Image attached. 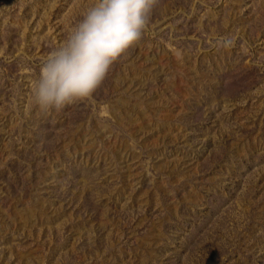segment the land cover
Masks as SVG:
<instances>
[{"label":"rangeland","instance_id":"374dc122","mask_svg":"<svg viewBox=\"0 0 264 264\" xmlns=\"http://www.w3.org/2000/svg\"><path fill=\"white\" fill-rule=\"evenodd\" d=\"M91 3L73 0L54 20L51 16L63 6L62 0H0V238L11 234L10 242H0V264H102L101 253L97 257L91 251L80 254L84 247L78 240L81 230L58 244L21 239L22 230L30 232L38 228V221L57 217L59 228L66 223L74 230L75 213L64 209L74 192L68 189L69 171L77 162L94 166L92 153L114 181L109 194L117 195L130 188L140 173L153 174L152 150L180 142L181 137L185 143L188 127L206 119L211 108L219 120L234 113L233 117L245 123L247 116L255 115L251 125L262 136L264 0H246L243 6V0H158L141 44L113 66L90 100L42 114L32 102V84L40 64ZM251 9L252 15L245 19L250 22L237 26L239 15L244 11V18ZM50 19L58 23V30ZM213 61L225 66L215 72ZM210 82H220L216 91L202 89ZM209 97L210 105H200ZM126 104L141 115L124 109L131 119L123 122L120 116ZM147 134L150 138L144 142ZM241 139L237 141L243 143L240 156L248 145ZM35 147L49 151L47 171L38 177L45 185L35 191V185L26 184L14 193L5 180L12 184L19 176L22 181L32 178L34 167L26 158L41 163L37 156L43 155L34 151L33 155ZM126 155L131 161L124 163ZM56 169L62 174L58 172V188L48 191ZM171 172L164 177L170 178ZM45 189L51 195L46 196ZM34 195L45 199L35 206L30 203ZM257 229L264 239V226ZM256 245L259 242L251 250L256 251Z\"/></svg>","mask_w":264,"mask_h":264},{"label":"trees","instance_id":"16d2710c","mask_svg":"<svg viewBox=\"0 0 264 264\" xmlns=\"http://www.w3.org/2000/svg\"><path fill=\"white\" fill-rule=\"evenodd\" d=\"M62 1L63 6L56 8L51 16L54 20H57L58 11L73 2ZM245 3L243 0L242 6ZM252 11L244 18L243 11L237 26L250 22L245 19ZM50 21L54 23L53 19ZM53 27L58 30V23L55 22ZM261 36L264 46V27ZM211 63L215 72L225 66V63L220 67L215 61ZM203 69L202 66L199 71ZM223 73L224 70L220 72ZM206 84L202 89L216 91L220 86V82ZM210 104V97L200 103ZM131 107L126 104L121 112L130 109L133 114L141 115ZM206 114L202 122H193L188 127L185 143L179 136L180 142L174 140L161 150H152L156 169L153 174L140 173L141 177L132 181L130 188L117 195H110V191H114V181L107 174L105 165L97 163L93 153L94 166L75 163L69 171L72 180L68 187L74 192H70L71 200L68 201V197L64 203L66 211L71 208L75 213L74 230L71 231V225L66 223L59 228L57 217L38 221V228H32L30 232L22 230L21 239L53 240L58 244L81 230L78 240L84 247L80 254L91 251L97 257L96 254L101 253L102 264H263L264 239L262 230L257 227L264 226V145L260 142H264V129L258 137V130L251 125L255 115L247 116L242 123L232 116L234 113L229 117L222 116L221 120L214 108ZM120 118L123 122L131 119L124 112ZM149 138L147 134L144 142ZM241 138H245L248 145L240 156L243 143L237 141ZM35 148L37 151L31 149L33 155H36L34 152L43 155L37 156L41 163L32 157L26 158L34 167L32 178L22 181L19 176L12 184L5 180L14 193L16 190L19 193V188L26 184L35 185V191L45 185L39 180L47 171L49 151L43 147ZM122 161L130 162V156L126 155ZM58 172L62 175L61 170H55L51 175L55 176V182L46 187L48 191L58 188V178H61ZM167 172H171L170 178L164 177ZM180 177L183 178L181 181L178 180ZM127 184L125 181V187ZM98 191L100 195H97ZM43 192L47 193L46 189ZM148 192L145 198L143 194ZM127 194H131L128 199ZM33 198L30 203L35 206L39 199H45L36 195ZM47 224L52 226L44 228ZM5 237L0 238V242H10L11 234ZM254 240L260 244L255 246L256 251L251 250Z\"/></svg>","mask_w":264,"mask_h":264},{"label":"clouds","instance_id":"9594fccd","mask_svg":"<svg viewBox=\"0 0 264 264\" xmlns=\"http://www.w3.org/2000/svg\"><path fill=\"white\" fill-rule=\"evenodd\" d=\"M158 0H92L42 60L32 102L42 113L90 100L113 66L139 46Z\"/></svg>","mask_w":264,"mask_h":264}]
</instances>
